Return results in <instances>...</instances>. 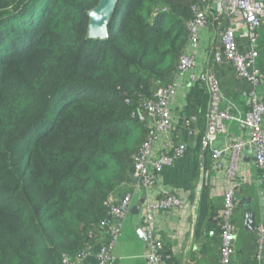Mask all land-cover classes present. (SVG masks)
I'll return each instance as SVG.
<instances>
[{
    "label": "trees",
    "instance_id": "16d2710c",
    "mask_svg": "<svg viewBox=\"0 0 264 264\" xmlns=\"http://www.w3.org/2000/svg\"><path fill=\"white\" fill-rule=\"evenodd\" d=\"M98 1L0 0V264H62L93 243L198 2L120 0L100 42L86 39Z\"/></svg>",
    "mask_w": 264,
    "mask_h": 264
},
{
    "label": "crops",
    "instance_id": "0c3cea01",
    "mask_svg": "<svg viewBox=\"0 0 264 264\" xmlns=\"http://www.w3.org/2000/svg\"><path fill=\"white\" fill-rule=\"evenodd\" d=\"M210 8L207 25L199 30L197 46H186L183 52L193 57L194 73L215 74L221 94L220 109L231 108V112L241 120L249 111L247 93L250 86L236 75L230 63L216 64L212 55L221 51L220 34L229 26L236 29L240 52H248V31L240 19H231L215 7ZM257 34L256 68L263 77L258 90L261 94L264 90V29L258 30ZM174 83L178 88L170 107L171 127L153 141L150 159L155 161L174 148H180L183 155L164 167L150 187L144 188L138 179L132 178L115 193L116 203L127 193L133 199L113 249L115 260L112 264H149V234L163 245L164 260L161 264H219L221 242L217 228L224 196L232 184L236 186L238 207L234 215L235 252L230 264H264V250L260 263L255 258L256 229L264 227V191L250 147H245L239 157L235 180L231 181L227 175L233 155L229 147L237 142H246L248 133L237 122H229L226 133L220 135L214 144L216 150L223 151L222 156L218 161L212 160L210 153L202 150L207 130L206 115L211 104L210 93L206 87L190 82L187 74L177 73L175 68L165 76L162 84ZM167 196L176 197L180 205L169 211L153 210L152 221L147 223L146 207ZM246 201L250 202L255 216L254 232L245 229ZM212 230L216 231V236L209 235ZM96 234L91 254L80 259L78 264H98L95 253L106 243L107 236L102 231Z\"/></svg>",
    "mask_w": 264,
    "mask_h": 264
},
{
    "label": "built area",
    "instance_id": "2783aa9c",
    "mask_svg": "<svg viewBox=\"0 0 264 264\" xmlns=\"http://www.w3.org/2000/svg\"><path fill=\"white\" fill-rule=\"evenodd\" d=\"M211 6L215 7L219 13L231 17V19H240L248 31L250 49L248 52L242 53L238 48L236 29L232 26L223 29L220 34L221 51L214 52L212 60L216 64L230 63L236 75L247 81L250 86L247 93L249 111L244 119L240 120L231 112V108L220 109L221 94L215 74L213 72L194 73L195 63L191 55L183 52L178 58L175 71L187 74L190 82L206 87L210 93L211 104L206 115L207 130L202 140L203 152L210 153L214 161L220 160L223 151L216 150L214 144L220 135L226 133V126L229 122H237L247 131L248 139L246 142H237L229 147L233 155L227 170L228 178L231 181L235 180L239 157L244 148L248 146L253 152L256 168L260 171L259 182L264 191V90L261 94L258 93L263 77L256 68L258 58L257 32L264 29V0H198L191 7L192 15L185 23L188 33L187 46L191 48L197 46L199 30L206 27ZM177 88V83L162 85L140 106L137 119L145 124L147 133L144 143L133 159V178L138 179L144 188L150 187L164 167L170 166L183 155L180 148H174L171 153H163L155 161L150 159L153 141L159 134L167 132L171 127L170 107L175 99ZM132 116L136 117L134 114ZM235 194L236 186L232 184L224 196V207L217 228L221 242L219 264H230L235 252L234 215L238 207ZM114 199L115 197L112 196L108 200V218L102 220L93 233V237L97 235L98 231L104 232L107 236L106 243L100 246L95 253L98 264H112L115 260L113 249L119 238L123 220L130 212L133 197L127 193L117 203ZM179 205L180 201L176 197H164L154 205L146 207L145 220L147 223H151L153 210L169 211ZM256 230L255 258L260 263L264 250V227H257ZM209 235L216 236V231H210ZM148 239L150 240L148 263L161 264L164 260L162 243L155 240L151 234L148 235ZM91 248L92 243L86 246L75 258L63 257L62 264H78L80 259L91 254Z\"/></svg>",
    "mask_w": 264,
    "mask_h": 264
},
{
    "label": "water",
    "instance_id": "95a60500",
    "mask_svg": "<svg viewBox=\"0 0 264 264\" xmlns=\"http://www.w3.org/2000/svg\"><path fill=\"white\" fill-rule=\"evenodd\" d=\"M120 0H99L97 5L88 11V25L86 39L93 41H107L109 39V27L114 17L117 5ZM245 209V229L250 232L255 231V216L246 201Z\"/></svg>",
    "mask_w": 264,
    "mask_h": 264
}]
</instances>
